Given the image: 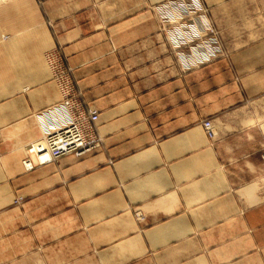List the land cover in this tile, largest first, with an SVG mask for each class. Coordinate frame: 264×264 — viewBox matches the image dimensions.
I'll return each mask as SVG.
<instances>
[{
	"label": "crops",
	"instance_id": "0c3cea01",
	"mask_svg": "<svg viewBox=\"0 0 264 264\" xmlns=\"http://www.w3.org/2000/svg\"><path fill=\"white\" fill-rule=\"evenodd\" d=\"M39 1L64 32L61 40L77 34L78 41L69 47L86 48L75 62L85 65L78 77L85 95L94 97L92 105L100 111L97 129L104 147L94 154L97 184L89 206L124 211L142 207L148 213L144 226L132 215H112L110 229L102 234L109 243L80 255L101 256L90 260L94 264H248V257L250 264H264V200L252 202L230 194L233 176L249 174L257 180L262 175L258 153L262 138L252 129L255 125L240 116L255 111L252 105L247 109L241 104L245 97L257 99L264 93V37L200 71L173 76L149 48L154 45L151 39L136 43L155 30L145 10L154 0ZM254 2L256 15L261 11L264 18V0ZM121 17L129 18L120 22ZM126 22L132 23L130 29ZM126 28L128 34L122 38L126 40L111 42L127 48L132 56L88 58V49L99 53L109 45L105 39L109 31ZM136 32L141 37H134ZM90 33L98 41H87ZM187 80L190 83L185 85ZM212 114L220 115L213 141L199 122ZM6 121L0 127L7 128ZM227 127L246 130L229 135ZM1 156L5 182L6 158ZM246 162L252 164L249 169ZM103 175L109 176V182L103 184ZM256 187L245 189L248 198L259 197ZM241 207L252 210L234 216ZM247 218L261 225L255 231L253 250L244 248L240 236Z\"/></svg>",
	"mask_w": 264,
	"mask_h": 264
},
{
	"label": "rangeland",
	"instance_id": "374dc122",
	"mask_svg": "<svg viewBox=\"0 0 264 264\" xmlns=\"http://www.w3.org/2000/svg\"><path fill=\"white\" fill-rule=\"evenodd\" d=\"M254 1H150L145 10L155 30L148 37L135 38L136 43L151 39L154 45L149 48L155 55L159 54L167 73L186 77L264 37V18L261 11L256 15ZM121 18L120 22L129 17ZM55 22L54 17L45 14L38 0H0V124L7 119V128L0 127V153L6 158L5 182L3 159L0 160V264H94L90 260L101 256L80 254L109 243L102 234L110 229L112 215H132L143 226L148 222V213L142 207L124 211L89 206L97 184L94 154L103 147L97 129L100 111L92 105L94 97L85 95L78 77L85 65L75 60L81 53L85 54L86 48L69 47L79 36L72 34L66 41L61 40L64 32L58 30ZM123 30L109 31L105 36L109 45L99 53L88 49V58L132 56L127 48L112 45L111 40H126L122 38H126L128 31ZM141 34L136 32L134 37ZM93 39L98 41L90 33L87 41ZM142 51V48L138 50L136 56ZM239 79L238 75L234 76L235 82ZM88 82L91 84L92 78ZM184 83L187 85L190 80ZM243 103L248 105L247 109L251 105L255 109L240 117L255 125L252 129L262 138V148L258 151L262 175L258 181L249 174L233 176L230 194L253 202L264 200V93L257 99L245 97ZM33 105L37 107L33 109ZM93 111L98 113L96 119L92 117ZM219 117L212 114L199 120L211 141L216 139L219 123L215 119ZM73 125L78 126L85 138V147L51 157L47 146L50 133ZM244 130L225 128L229 135L243 134ZM249 163L246 162L248 169L252 166ZM105 167L106 163L102 164L103 170ZM109 180V176H102L103 184ZM254 184L259 197L248 198L245 189ZM250 210L241 207L234 216L249 215ZM247 219L241 225L243 236H240L244 248L253 250L255 231L261 225Z\"/></svg>",
	"mask_w": 264,
	"mask_h": 264
},
{
	"label": "built area",
	"instance_id": "2783aa9c",
	"mask_svg": "<svg viewBox=\"0 0 264 264\" xmlns=\"http://www.w3.org/2000/svg\"><path fill=\"white\" fill-rule=\"evenodd\" d=\"M92 117L96 119L98 113L93 111ZM50 134V143L47 146H50L51 157H58L63 153L78 150L85 147L86 144L77 125H73L69 129L56 130Z\"/></svg>",
	"mask_w": 264,
	"mask_h": 264
},
{
	"label": "bare ground",
	"instance_id": "6f19581e",
	"mask_svg": "<svg viewBox=\"0 0 264 264\" xmlns=\"http://www.w3.org/2000/svg\"><path fill=\"white\" fill-rule=\"evenodd\" d=\"M34 151H35V150H34ZM34 151H33V152H34ZM33 152H32V153H33Z\"/></svg>",
	"mask_w": 264,
	"mask_h": 264
}]
</instances>
